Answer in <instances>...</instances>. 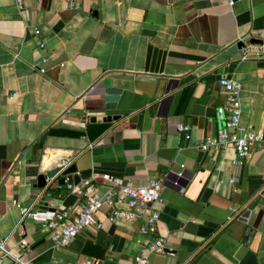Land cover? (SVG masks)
Instances as JSON below:
<instances>
[{
  "label": "crops",
  "instance_id": "1",
  "mask_svg": "<svg viewBox=\"0 0 264 264\" xmlns=\"http://www.w3.org/2000/svg\"><path fill=\"white\" fill-rule=\"evenodd\" d=\"M75 1L81 9L0 0V242L10 254L2 264H134L152 240L140 218L111 222L100 211V228L53 247L43 227L22 220L17 206L39 208L49 189L60 193L44 209H79L82 196L56 184L62 173L33 188L61 160L89 171L80 185L98 194L109 185L103 176L130 187L161 182L154 207L166 253L153 264H264L262 146L239 168L231 147L197 148L222 125L220 78L240 84L241 122L264 134V0ZM242 38L253 41L245 59L224 51ZM149 45L166 52L162 74L143 73ZM109 87L121 94L105 111ZM107 115L116 120L103 122Z\"/></svg>",
  "mask_w": 264,
  "mask_h": 264
},
{
  "label": "built area",
  "instance_id": "2",
  "mask_svg": "<svg viewBox=\"0 0 264 264\" xmlns=\"http://www.w3.org/2000/svg\"><path fill=\"white\" fill-rule=\"evenodd\" d=\"M26 1L14 0L18 10L23 8ZM228 3L232 5L233 2L228 0ZM68 4L73 9H81L75 0H68ZM33 33L38 35L39 30L33 29ZM246 53L247 51L243 54V59L246 58ZM41 63L46 65L47 59L42 58ZM36 69L40 74L46 72L44 67H36ZM218 83L225 93V103L217 109V118L222 125L215 135L201 139L197 148L199 151L207 153L219 152L231 147L235 152V158L231 164L239 168L248 159L254 144H260L264 150V134L241 122L240 84L228 78H220ZM188 130V126H178V131L183 133L186 139ZM70 163V160H61L59 166L65 169ZM103 179L109 183L103 194H98L88 181L79 184L80 186L66 185L72 194L80 195L83 198L79 209L75 212L42 209L32 213V208H22L18 205L22 220L27 217L33 218L49 233L53 247H62L68 245L85 228L90 226L100 228V223L95 219L96 214L100 211H106L111 222L134 221L140 218L139 232L142 235H151L153 238L144 251L135 257L134 264H153L151 256L166 253L164 238L157 233L159 213L154 207L155 203L161 202V182L150 180L145 185L130 187L123 186L119 180L108 176H103ZM21 244L24 247L27 246L24 240ZM5 256H10V254L6 251L3 242H0V264ZM14 261L15 264H28L19 259H14Z\"/></svg>",
  "mask_w": 264,
  "mask_h": 264
},
{
  "label": "water",
  "instance_id": "3",
  "mask_svg": "<svg viewBox=\"0 0 264 264\" xmlns=\"http://www.w3.org/2000/svg\"><path fill=\"white\" fill-rule=\"evenodd\" d=\"M252 43H253L252 40L244 41V39L242 38L240 40L235 41L230 46L226 47L224 51H226L229 54L242 56L247 50H250L248 49L249 47L247 46L248 44L251 45ZM165 57H166L165 51H162L156 47L149 45L147 47L146 60L143 68V73L145 75L162 74L164 71ZM120 94H121V90L118 88L109 87L104 90L105 111L115 110L116 102ZM115 118L116 117L114 116L107 115L103 119V122H110L111 120H116ZM59 173H62V176L59 179H57L56 184L57 186L60 187L65 186L67 184L79 185L81 181L87 180L90 177L89 171H83L77 174L76 166L74 165L68 166L65 169L61 166H55L46 171L37 173L36 184L33 186V188L38 190H43L48 186L47 181L48 180L53 181ZM49 196H51L50 193H48V196H45V198H43V201L39 203L40 206L39 208L32 210V213H35L36 210H42L46 208L47 204L44 202V200L48 199ZM242 218L243 220H245V216H243ZM24 221L29 224H35L36 229H40L41 227H43L41 224H36L34 219L31 217L25 218Z\"/></svg>",
  "mask_w": 264,
  "mask_h": 264
},
{
  "label": "trees",
  "instance_id": "4",
  "mask_svg": "<svg viewBox=\"0 0 264 264\" xmlns=\"http://www.w3.org/2000/svg\"><path fill=\"white\" fill-rule=\"evenodd\" d=\"M60 193L59 191H56V190H53V189H49L48 190V193H50L51 195H56V194H58V193Z\"/></svg>",
  "mask_w": 264,
  "mask_h": 264
}]
</instances>
